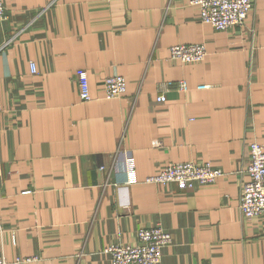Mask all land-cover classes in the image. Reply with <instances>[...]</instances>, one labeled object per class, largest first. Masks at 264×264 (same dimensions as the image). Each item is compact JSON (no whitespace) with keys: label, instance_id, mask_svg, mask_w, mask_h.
I'll use <instances>...</instances> for the list:
<instances>
[{"label":"crops","instance_id":"0c3cea01","mask_svg":"<svg viewBox=\"0 0 264 264\" xmlns=\"http://www.w3.org/2000/svg\"><path fill=\"white\" fill-rule=\"evenodd\" d=\"M3 2L0 257L110 264L105 246L160 225L173 238L160 264H264V219L238 209L249 144H264V0L227 30L201 22L189 0ZM197 42L203 61L169 58L171 45ZM77 68L90 100L79 95ZM112 74L126 91L105 98ZM184 160L223 174L190 188L145 181Z\"/></svg>","mask_w":264,"mask_h":264},{"label":"built area","instance_id":"2783aa9c","mask_svg":"<svg viewBox=\"0 0 264 264\" xmlns=\"http://www.w3.org/2000/svg\"><path fill=\"white\" fill-rule=\"evenodd\" d=\"M255 0H189L199 11L200 21L211 25L216 30H227L242 26L245 18L253 11ZM7 19L3 0H0V20ZM207 56L206 46L202 42L174 44L169 47V58L182 63L201 62ZM35 71L33 63H30ZM75 78L82 100L92 97L88 88L87 72L84 68L75 70ZM177 86L185 90L187 84L178 80ZM204 88L206 85H200ZM104 97H120L126 91V80L122 75H108L103 80ZM158 101H164L165 96L159 94ZM2 106L0 104V112ZM125 183L136 181L134 163L131 156L124 158ZM248 179L239 190L238 209L245 218L264 219V144L252 141L249 144V156L245 166ZM223 174V170L212 166L209 161L194 160L167 162L159 172L149 175L145 181L151 183H166L174 181L180 188H190L196 183L214 182ZM4 230L0 221V232ZM137 242L130 244H109L103 251L109 255L110 264H160L162 249L172 241L171 233L160 225L141 227L136 232ZM31 256L16 257L8 261L0 257V264H24L33 260Z\"/></svg>","mask_w":264,"mask_h":264}]
</instances>
